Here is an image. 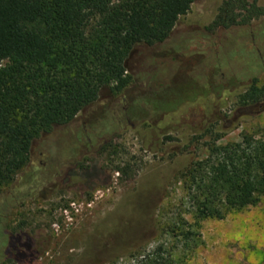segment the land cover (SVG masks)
Wrapping results in <instances>:
<instances>
[{
  "label": "rangeland",
  "instance_id": "1",
  "mask_svg": "<svg viewBox=\"0 0 264 264\" xmlns=\"http://www.w3.org/2000/svg\"><path fill=\"white\" fill-rule=\"evenodd\" d=\"M223 1H197L166 41L135 48L127 90L105 91L71 123L34 140L28 165L0 187V264H128L131 254L170 243L167 225L179 214L192 220L180 173L205 156L206 141H241L244 131L264 127V110L239 103L248 79L170 112L141 98L259 73L264 16L247 27L210 31ZM132 109L143 111L137 116ZM207 130L211 135L201 137ZM109 137L121 157L132 159V176L114 171L97 152ZM201 233L204 243L190 264H264V196L246 210L206 219ZM9 235L19 239L17 257Z\"/></svg>",
  "mask_w": 264,
  "mask_h": 264
},
{
  "label": "trees",
  "instance_id": "2",
  "mask_svg": "<svg viewBox=\"0 0 264 264\" xmlns=\"http://www.w3.org/2000/svg\"><path fill=\"white\" fill-rule=\"evenodd\" d=\"M197 1L0 0V187L12 183L28 165L35 139L71 123L105 91L127 90L133 81L128 60L135 48L166 41ZM258 1L224 0L208 29L250 26L264 16ZM256 66L260 74L236 76L214 88L179 86L157 96L143 94L141 101L170 112L248 79L239 103L264 110V56H258ZM140 111L132 109L137 116ZM211 133L207 130L201 137ZM219 139L206 141L205 156L180 173L185 212L192 220L179 214L167 225L170 243L133 253L128 264H190L204 243L203 221L259 204L264 196V127L244 131L241 141ZM113 140L106 138L97 152L106 154L114 171L132 176V159L121 157V146ZM8 237L9 252L21 255L19 239Z\"/></svg>",
  "mask_w": 264,
  "mask_h": 264
},
{
  "label": "built area",
  "instance_id": "3",
  "mask_svg": "<svg viewBox=\"0 0 264 264\" xmlns=\"http://www.w3.org/2000/svg\"><path fill=\"white\" fill-rule=\"evenodd\" d=\"M65 213H66V214H68V211H67V210H65Z\"/></svg>",
  "mask_w": 264,
  "mask_h": 264
}]
</instances>
